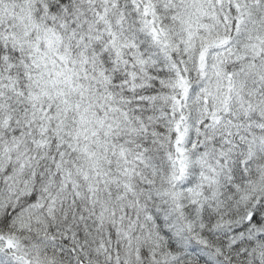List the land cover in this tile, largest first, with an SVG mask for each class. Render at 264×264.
I'll return each instance as SVG.
<instances>
[{"label":"snow or ice","instance_id":"obj_1","mask_svg":"<svg viewBox=\"0 0 264 264\" xmlns=\"http://www.w3.org/2000/svg\"><path fill=\"white\" fill-rule=\"evenodd\" d=\"M0 264H264V0H0Z\"/></svg>","mask_w":264,"mask_h":264}]
</instances>
